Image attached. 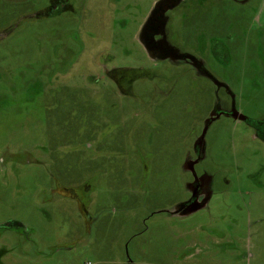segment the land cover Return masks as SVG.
I'll list each match as a JSON object with an SVG mask.
<instances>
[{
	"label": "rangeland",
	"instance_id": "1",
	"mask_svg": "<svg viewBox=\"0 0 264 264\" xmlns=\"http://www.w3.org/2000/svg\"><path fill=\"white\" fill-rule=\"evenodd\" d=\"M51 1L0 0L4 264H123L126 245L137 264H264V142L242 122L207 130L205 207L161 213L185 201L183 165L227 98L185 64H149L138 35L158 0H64L46 15ZM252 4L189 1L173 30L193 51L200 30H242L203 61L260 120L264 5Z\"/></svg>",
	"mask_w": 264,
	"mask_h": 264
},
{
	"label": "flooded vegetation",
	"instance_id": "2",
	"mask_svg": "<svg viewBox=\"0 0 264 264\" xmlns=\"http://www.w3.org/2000/svg\"><path fill=\"white\" fill-rule=\"evenodd\" d=\"M189 1H198L199 6L206 8L212 5H216L217 1H219V3H222L223 1H229L230 3L238 7H247L249 5H253L252 3H258L257 7H259L264 5V0H201V2H199V0H158L152 6V9L147 19L143 23L138 35V43L141 46L142 52H144L145 57H147V59L149 60V64L153 65L154 67H158L162 62H169L176 65L185 64L191 71L195 72V75L198 78H203L206 81H210L217 91H223L225 93L227 100L225 102H220L219 100L213 105L206 119L207 121H204L206 122L205 126L209 120H212V123L210 125L212 126L213 123L220 120L222 117H227L232 119L233 121L242 122L246 126L250 127L254 131L253 134L255 135V138L264 142V119L252 120L248 116H246L244 112L241 111L237 106L236 95L233 92L232 88L228 84L220 81L219 78L216 77L208 69L205 62L203 61V56L207 55L218 58L229 55L230 50L227 42L232 39V37L233 39H240V34L243 33L242 30L237 28L238 33L230 32L232 35L227 33L224 36H221L220 39H218L216 38V36L218 35L219 31L216 33V30L214 32H211L210 30L203 29L200 30V33L196 36V51H193L192 49H185L184 42L180 43L178 37L175 36V34L177 35V32L173 30L175 24L178 23L174 19L176 17V14H174L173 12L186 5V3ZM58 2H61V5L64 6L66 1L53 0L49 5V7L52 8L47 7L46 11L43 12L48 15L51 11L54 10L53 8L56 4H58ZM65 6L66 7L64 9L67 10L69 6ZM182 9L192 11L195 8H192L191 5L187 4ZM185 14L187 15V13H184L182 15ZM2 37H5V34H3L0 39ZM82 51L83 49H80L78 54L80 55ZM56 54V58L60 59L58 51L56 52ZM70 69L71 68H68L66 72H68ZM146 71H149V69L147 68ZM157 85L158 84H156V88L160 87ZM234 116L236 118H234ZM201 134H203V132L199 133V135ZM202 149L203 140H201L200 137V139L194 146V153L196 155L194 157H188L183 165L184 170L186 172L189 171L188 173L192 174L191 181L189 180L186 183L188 192L185 201L183 203H179V205L176 206L177 209L175 211L161 213H165L171 217H186L189 213H196L198 210L205 207V202L212 199V196H209L210 190L208 184L210 183V181L208 177L206 175L203 176L202 173L197 174L195 169L196 165L201 161L203 153ZM155 214L158 213L156 212L152 215ZM2 257L3 256L0 254V264H4ZM123 264H137L136 261L128 253L127 245L125 252V261Z\"/></svg>",
	"mask_w": 264,
	"mask_h": 264
},
{
	"label": "water",
	"instance_id": "3",
	"mask_svg": "<svg viewBox=\"0 0 264 264\" xmlns=\"http://www.w3.org/2000/svg\"><path fill=\"white\" fill-rule=\"evenodd\" d=\"M234 118H236V117L234 116ZM211 123H212V120H209V121L207 122V124H206V126H205V129H204V131H203V134H202V136H201V140L204 141V137H205L206 132H207L209 126L211 125Z\"/></svg>",
	"mask_w": 264,
	"mask_h": 264
}]
</instances>
